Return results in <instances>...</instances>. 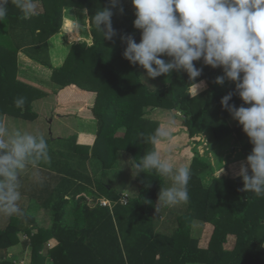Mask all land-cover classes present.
<instances>
[{
	"label": "trees",
	"instance_id": "obj_1",
	"mask_svg": "<svg viewBox=\"0 0 264 264\" xmlns=\"http://www.w3.org/2000/svg\"><path fill=\"white\" fill-rule=\"evenodd\" d=\"M38 1L44 7L43 13L23 19L21 11L10 3L7 16L0 22V119L6 115L31 122L38 117L34 102L47 97L49 92L18 78V54L25 51L37 59L30 48L43 53L49 50V38L62 31L64 8H86L93 44H72L63 65L53 67L51 81L61 89L75 87L96 95L92 107L99 124L96 142L91 147L76 145L72 138L64 144L73 161L90 165L95 174L56 158L52 164L60 165L56 176L61 175L62 183L52 186L40 179L42 192L30 194L29 206H24L44 211L51 219L50 225L41 226L38 217L29 212L21 217L0 213V220H9L3 228L0 222V264H17L8 258V249L19 241L21 233L31 234L36 227L40 231L31 236L32 264H46L49 258L54 264H264V196L242 191V176L215 177L210 184L204 183L203 174L211 164L197 152L189 167L188 201L168 206L158 205L159 193L169 187L166 176L155 170L135 175L134 164L156 150L151 136L160 126L149 118V111L181 110L191 137L210 129L218 140L232 133L242 139V126L232 127L228 122L230 113L220 104L229 92L233 93L230 104L234 99L242 104L234 82L225 78L223 84L215 83L217 76L224 75L223 69L205 65L202 59L194 61L202 69L201 75L189 80L179 95L176 86L181 69H174L169 80L164 75L150 78L145 69L124 58L127 43L122 37L131 34L136 42L140 40V30L133 26L135 9L131 0H119L118 6L112 8L115 35L111 39L106 38L103 25L97 27L93 22L98 11L111 7L109 0ZM119 6L124 9L121 15ZM80 12L84 11H67L66 29L73 40L91 37L88 20ZM161 58L166 62L170 59ZM202 81L208 84L204 90L199 84ZM195 84L200 85L197 95ZM20 97L25 103L16 107L15 101ZM81 138L89 137L83 132ZM243 146L246 151L252 148L246 142ZM60 157L65 159V152L61 151ZM35 164H30L31 169L38 167ZM62 168L71 178L64 175ZM117 168H124L123 174L117 170L122 176L129 174L124 191L116 197L102 195L101 188L114 190L108 184L112 179L109 173ZM46 172L52 174L50 170ZM99 174L108 180L99 181L95 177ZM64 179L70 183L66 188ZM53 192L58 195L45 201ZM100 199L109 204L102 205ZM24 207L18 204L21 210ZM163 215L167 229L157 226V216ZM195 221L214 226L208 247H201L200 239L193 235ZM52 238L57 242L55 247L47 244Z\"/></svg>",
	"mask_w": 264,
	"mask_h": 264
},
{
	"label": "clouds",
	"instance_id": "obj_2",
	"mask_svg": "<svg viewBox=\"0 0 264 264\" xmlns=\"http://www.w3.org/2000/svg\"><path fill=\"white\" fill-rule=\"evenodd\" d=\"M109 2L111 7L93 17L97 27L106 28L107 39L115 35L112 8L119 0ZM10 3L21 11L23 19L39 14L38 0H0V22L7 16ZM131 4L135 9L133 26L140 30V40L136 42L131 34L123 36L127 43L123 56L145 69L148 77L167 76L174 69H183L190 80H195L202 69L194 61L202 59L205 65L223 69L224 75L217 76L215 83L223 84L225 78L235 83L242 104L237 107L229 103L232 92L224 95L220 104L242 126L252 145L246 165L242 164L238 173L244 181L242 191L264 196V0H131ZM118 11L123 13V7L119 6ZM162 56L170 59L166 62ZM199 88L196 85V95ZM24 103L23 97L15 101L16 107ZM169 136L167 127H158L151 141L155 144ZM48 148L42 135L16 131L8 136L0 121V212L11 217L19 211V172L29 162L49 160ZM134 168L135 175L155 170L172 179V186L159 193L158 205L175 206L188 201L187 166L176 167L153 149Z\"/></svg>",
	"mask_w": 264,
	"mask_h": 264
},
{
	"label": "crops",
	"instance_id": "obj_3",
	"mask_svg": "<svg viewBox=\"0 0 264 264\" xmlns=\"http://www.w3.org/2000/svg\"><path fill=\"white\" fill-rule=\"evenodd\" d=\"M68 9L84 11L86 8H79L74 6H66L64 8V24L62 31L49 38V40L47 41V46L49 50H46V52L43 53L39 51L37 52L36 50H34V48H30V51L34 52V55L37 57V59L32 58L25 51L19 52L18 78H20L22 81L28 84L40 88L41 90L49 92L48 96L42 99L48 98V100H50L51 98L54 97V100H58V106H57L58 109L56 113L60 114L59 117H62V120H65L67 122L70 120L69 122L72 123L73 126L72 128H69L67 134H65L62 138L69 140L74 138L76 139L75 142L76 145L77 144L88 145L91 147L96 142L97 133L99 130L98 119L94 116L92 111V107L95 104L96 95L88 92H83L81 90L76 89L75 87H68L65 89H61L58 85L54 84L51 81L53 75V67L57 68L63 65L72 44L80 43L83 41H87L90 45L93 44V36L91 32L88 10L86 9L87 11H84L85 13L84 12H80V13L81 14L83 13L84 15L81 16H85L88 20L91 37L90 39L73 40L66 29V18H67ZM38 12L39 13L44 12V7L42 3L39 1H38ZM202 82L203 84L201 83L199 84H201V89L204 90L208 87V84L205 81ZM42 99H39L34 102V110L37 113L38 117L34 121L28 122L27 124L14 121V124L12 125L13 128H16V130L20 131L22 134L25 132H30L37 136L42 135L43 130H41L40 128L43 124L40 116L42 115L43 109L40 108L37 109L39 104L43 108L44 101ZM232 103L235 104L237 107L241 105L238 99H236V101L234 99ZM155 111L156 112L154 113L158 115V117H160L161 111L159 112L158 109ZM61 114H69V115L62 116ZM54 116H56V114H54ZM8 118L9 116L5 115L1 117L0 121H3L4 125L7 126ZM53 122H55V118L53 119ZM228 122L232 127L240 126L238 122L232 118L231 114L228 117ZM180 130H181V134L184 136V140L186 141L183 147L178 148L177 146H175L173 148L170 146V148H168L165 145L163 146V148H160L161 142L160 140H157L156 151L160 153L162 159H166L170 162L173 161L172 163L176 167L187 166L189 168L195 156L190 141H192V139L194 138L203 139L204 144L199 146V153L204 159H206L209 162V164H211L210 168L203 174V179L207 177V179L208 180L210 179V181L206 182L204 179V183L210 184L215 177L226 176V177L236 178L240 176L238 175L240 166L242 164L246 165V156L250 153L252 149V148L248 149V151L244 149L245 147L243 146V142L249 143V145H251V143L249 142V138L244 132H243V137L240 140L237 139L236 133H232L227 137H225L224 139L218 140L211 130H206L195 137L190 136L188 128L184 125H181L179 129L178 128L174 129L175 132H178ZM83 132L88 135L89 137L88 139L85 138V140H82L81 137ZM7 135L10 136L11 133L7 131ZM173 135L174 136H171L170 138L177 139V133H174ZM173 144H175L174 141ZM207 146H210V148H206ZM201 147L202 148L205 147L204 148L205 150H202ZM172 155L178 157L177 164L172 159L171 157ZM113 170H121V169L117 168ZM22 171H24V173H27L28 172L27 167ZM25 178H26L25 176H20L18 180H20L21 182ZM20 182H18V184ZM21 201L22 200H20L18 204H21ZM0 218H2L1 215ZM192 230H193V235L200 239V246L208 247V244L210 242L214 230V226L212 224L205 223L203 221H195ZM195 230L197 231V233L194 234ZM23 235H25L24 239H28L31 234L27 232H23L20 234V237ZM52 240L57 244V242L53 238ZM23 243L25 245L30 244L31 238L29 240H25L21 244ZM15 247H18L17 243L16 245L10 247L8 251H12V249ZM16 263L26 264V262L24 261L20 262V260L18 262L16 261ZM46 264H54V263L52 259L49 258L46 261Z\"/></svg>",
	"mask_w": 264,
	"mask_h": 264
},
{
	"label": "rangeland",
	"instance_id": "obj_4",
	"mask_svg": "<svg viewBox=\"0 0 264 264\" xmlns=\"http://www.w3.org/2000/svg\"><path fill=\"white\" fill-rule=\"evenodd\" d=\"M119 14H120V12H119ZM180 72H181V78H180V80L176 86L180 90L178 92L179 95L182 94L181 90L186 86V84L190 80L188 73L185 70L181 69ZM166 77L169 80L171 78V74L167 75ZM42 100L44 101L45 106L43 104V108H42L39 104L37 109H39V108L43 109L42 115L40 116L43 125L41 126L40 129L43 130L42 135L48 143V146H49L48 151H49L50 159L47 161H45L44 159L36 160L35 165H37L38 167L34 168V169H31L32 168L30 166L31 162H29L26 165L28 173H24V171H22V170L19 172V178H20V176H25L26 178L21 182H20V180H18V182H20L18 184V191L20 192L21 196H20V199L17 201V206H18V202L20 200H24L21 202V205H23V207L25 205L29 206V201L31 199L33 192L34 193L42 192L41 187L39 185L40 179L47 181L48 182L47 185L49 184L52 186H56V185H59L62 183V179L60 178L61 175L56 176V174L58 173L57 172L58 168H60V165L53 166L55 164H52L53 161H54V163L56 162V158H59V161H61V163L71 164L75 169L79 167L81 169H84L85 171H90L91 173H94V171L90 165L87 166V164H85V163L80 165V163L78 161L72 160V158H71L72 156H70V155L68 156L70 150L67 147L66 148L64 147L65 146L64 144L67 143V140L65 138H62V137L65 134H67V131L69 130V128H72L73 126H72V123L69 122L70 120L68 122L65 120H62V117H59L60 114L56 113L57 109H58V107H57L58 106V100H54V97L51 98L50 100H48V98L42 99ZM149 110H152V109H149ZM158 111L159 112L161 111L160 117H158V115H156L154 113L156 111L153 110V111H149V115H148L149 118L152 120V122L153 121L159 122L160 127H167L169 129V132H170V136L167 139L160 140V142H161L160 148H163V146H165V145L168 148H170V146L173 148L175 146H177L178 148L183 147L186 143V141L184 140V136L181 134V130L178 132H175L174 129L175 128L179 129V127L181 125H184L183 121L185 120V113H182L181 110H178L176 108H173V109H162L161 108V109H158ZM178 112L181 113V115L177 116L176 113H178ZM54 114H56V116H54ZM54 118H55V122H53ZM14 121L19 122V123H23V124L28 123L27 121H19L17 119H14L13 117H9L8 118V125L5 127H6L7 131L9 133H11V135H13V133H15L17 131L16 128H13V126H12L14 124ZM207 130H210V129H207ZM172 133L173 134L177 133V139L170 138L171 136H174ZM55 138H56V140H54ZM173 141L175 142V144H173ZM190 144L193 148L194 154H196L197 152H199V146L204 144V143H203V139L194 138V139H192V141H190ZM204 148H202V150H205ZM206 148H210V146H207ZM61 151L65 152V159L64 158L62 159L60 157ZM171 157L175 161V163L177 164L178 157H175L174 155H172ZM39 168H44L46 171L50 170V171H52V174L47 173L44 169L40 170ZM56 169H57V171H56ZM62 170L64 171L65 176H67L68 178H71V174L66 172V168H65V170L62 168ZM119 171H121L122 174H123V172H125L124 168H122V170H119ZM119 171L111 169L109 174L112 177V179L109 178L110 180H109L108 184H109V186L112 185L114 187V190L110 191V190H107L106 188H101V191H103L102 195H107L110 197H113V196L116 197L118 195V193L124 191L125 188H124L123 184L126 183V179H128L126 176H129V174L124 173L125 176L124 175L122 176L120 173H118ZM95 177H96V179L98 178L99 181H102V180L107 181L108 180V178L105 179L101 174L96 175ZM72 179L70 180V182H72ZM167 179L170 180L169 187H171L173 184V181L170 177H167ZM204 179L206 182L210 181V179L208 180L207 177H205ZM64 181H65L64 187L66 188L65 185H70V183H67L69 180L67 181L66 179H64L63 183H64ZM32 182L34 184L33 187H32ZM129 183H131V185H132L133 181L129 180ZM26 190H29V191H27V193H26ZM87 193H88V191H86V194ZM30 194H31V196H30ZM57 195L58 194H54V192H53L52 195H47L45 197V201H49V198L53 199ZM29 196H30V198H29ZM36 211H35V209H34V211H32V210L25 208V207L22 210H21V208H19V212L13 213L12 216L14 217V216L19 215L21 217L26 212L33 213V214H35V216L38 217L37 222L39 224H41V226H49L50 221H51V219H49L50 217H48L44 211H40V212H36ZM165 217L166 216H164V215L163 216H157L156 222H157V226L166 227V229H167L168 227L166 226V221H165L166 218ZM42 219H44V221ZM8 221H9L8 219H4V220L1 219L0 220V222L2 223L1 224L2 228L8 224L7 223ZM39 231H40L39 227H36V228H34V230H31V235L33 236V234H37ZM195 233H197L196 230H195L194 234ZM31 235L28 239H24L25 235H23L21 237L19 236V241L17 242L18 247L13 248L12 251H8V258H11L15 262L16 261L18 262L20 260V262L24 261V262H26V264H31L32 258L34 257L33 246L31 244H28V245H25L24 243L21 244L25 240H29L31 238ZM233 239H234L233 237L230 238V243H233ZM47 244L49 247H55L56 246V243L52 239L48 240Z\"/></svg>",
	"mask_w": 264,
	"mask_h": 264
},
{
	"label": "built area",
	"instance_id": "obj_5",
	"mask_svg": "<svg viewBox=\"0 0 264 264\" xmlns=\"http://www.w3.org/2000/svg\"><path fill=\"white\" fill-rule=\"evenodd\" d=\"M88 199H89V201H91V198H90V197H88ZM123 200H124V202H126V201H127V197H124ZM100 202H101V204L104 205V206H106V205L109 204V201H108V200H105V199H100Z\"/></svg>",
	"mask_w": 264,
	"mask_h": 264
}]
</instances>
